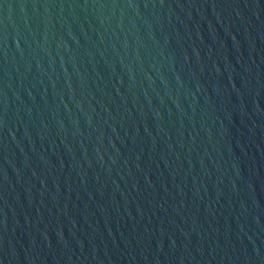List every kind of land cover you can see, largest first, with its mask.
<instances>
[{
    "label": "water",
    "instance_id": "obj_1",
    "mask_svg": "<svg viewBox=\"0 0 264 264\" xmlns=\"http://www.w3.org/2000/svg\"><path fill=\"white\" fill-rule=\"evenodd\" d=\"M0 264H264V0H0Z\"/></svg>",
    "mask_w": 264,
    "mask_h": 264
}]
</instances>
